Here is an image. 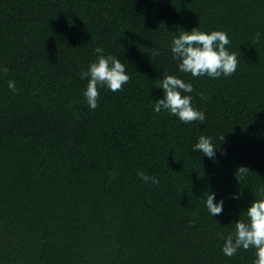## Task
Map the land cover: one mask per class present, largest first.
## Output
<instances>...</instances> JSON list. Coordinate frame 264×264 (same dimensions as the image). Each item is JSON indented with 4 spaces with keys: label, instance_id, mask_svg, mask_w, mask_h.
I'll return each mask as SVG.
<instances>
[{
    "label": "trees",
    "instance_id": "trees-1",
    "mask_svg": "<svg viewBox=\"0 0 264 264\" xmlns=\"http://www.w3.org/2000/svg\"><path fill=\"white\" fill-rule=\"evenodd\" d=\"M194 26L227 33L235 71H177L171 36ZM96 46L129 79L90 109ZM0 67V264H252L220 233L264 193V0H0ZM164 73L192 82L203 121L152 111ZM200 134L214 158L191 149Z\"/></svg>",
    "mask_w": 264,
    "mask_h": 264
},
{
    "label": "clouds",
    "instance_id": "clouds-1",
    "mask_svg": "<svg viewBox=\"0 0 264 264\" xmlns=\"http://www.w3.org/2000/svg\"><path fill=\"white\" fill-rule=\"evenodd\" d=\"M230 43L228 35L222 29L201 30L194 26L189 30H181L178 34L171 36L168 44L170 58L176 63L177 71L188 73L193 77L207 75L216 78L221 75L227 76L236 69L237 52L230 51L225 47ZM158 50H153V55ZM93 52L97 55L90 60L86 67L81 68L79 76L87 78L86 85L82 91L84 102L87 106H97L98 88L106 87L115 91L122 87L129 79L125 70L126 63L116 54L105 51L96 46ZM7 72V68L0 67V73ZM8 89L18 91L15 81H6ZM161 90V95L153 99L152 111H167L175 115L181 122L203 121L205 113L202 109L193 106L192 95L193 84L173 73H164L155 84ZM197 95L204 96L200 91ZM223 138V137H222ZM217 146L213 144L211 135L200 134L191 144L193 151H199L206 157L214 158ZM248 170L245 166H239L235 173H243ZM138 175L141 179L157 183L154 176H148L143 172ZM233 199H238L242 193L233 192ZM223 199L217 198L215 190L204 192V205L210 217L218 215L223 210ZM244 218L230 220L234 225L229 232L220 233L222 237L221 251L226 256H231L238 248L248 249L250 246L254 251L252 264H264V193L259 198L251 199L243 210Z\"/></svg>",
    "mask_w": 264,
    "mask_h": 264
}]
</instances>
